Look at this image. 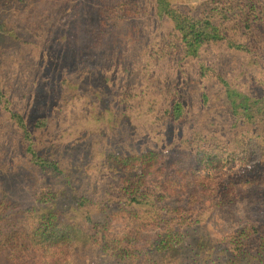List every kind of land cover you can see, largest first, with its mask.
Returning a JSON list of instances; mask_svg holds the SVG:
<instances>
[{
    "label": "rangeland",
    "instance_id": "obj_1",
    "mask_svg": "<svg viewBox=\"0 0 264 264\" xmlns=\"http://www.w3.org/2000/svg\"><path fill=\"white\" fill-rule=\"evenodd\" d=\"M40 1L45 3L41 11L66 4V0ZM167 1L193 18L208 9L207 1L218 2ZM67 2L68 13L80 4ZM82 3L78 25L89 35L100 28L102 14L118 18L106 29L107 44L94 46L79 31L78 42L69 45L51 21L43 29L50 37L55 33L60 42L54 47L47 43L44 49L36 46L30 54H26V37L18 41L0 34V77L9 90L7 106L0 100V200L5 203L3 211L7 209L1 228L29 225L31 213L52 210L57 222L70 226L72 232H92L94 225L112 216L107 221L109 240L131 236L132 249L124 244L132 252L130 259L107 256L101 243L89 242L67 254L68 264H227L241 256L258 260L264 255L257 246L264 247V202L240 206L230 221L219 226L210 220L195 229L183 226L184 239L166 250H139L137 239L143 235L151 241L159 229L140 227L132 216L135 211L122 203L110 204L112 195L106 192L110 156L161 151L173 157L187 135L227 139L232 123L229 100L218 84L197 81L198 66L191 58H148L158 36L174 26L169 16L158 12L157 0ZM121 6L124 11L118 9ZM259 47L264 51V41ZM198 54H203L206 66L219 69L248 94H264V87H255L264 84V71L248 56L207 46ZM23 62L29 65L25 74H21ZM175 100L184 107V117L177 122L167 114ZM18 115L24 117V124ZM36 157L56 162L61 173L41 171L33 163ZM99 200L108 201L109 207L101 209ZM252 226L256 229L248 231ZM6 262V256L0 255V264Z\"/></svg>",
    "mask_w": 264,
    "mask_h": 264
},
{
    "label": "trees",
    "instance_id": "obj_2",
    "mask_svg": "<svg viewBox=\"0 0 264 264\" xmlns=\"http://www.w3.org/2000/svg\"><path fill=\"white\" fill-rule=\"evenodd\" d=\"M207 3L208 9L197 18L174 14V26L158 36L148 58L189 57L198 66L197 81L221 86L229 100L231 136L222 139L215 135H187L181 141L179 153L173 157L161 151H148L109 158L111 177L106 192L112 195L110 204L122 203L135 211L131 213L140 227L159 229L151 241L143 239V235L137 239L141 243L139 250L145 253L180 244L184 239L183 226L195 229L209 220L219 226L230 221L240 206L264 202V94H248L219 69L206 66L203 54H198L206 46L224 47L248 56L264 71V51L259 47L264 41V0ZM117 20L115 16L102 14L100 28L87 40L94 46L107 44L110 36L104 29L114 26ZM260 86L264 84L259 82L255 87ZM183 112L181 101L175 100L167 114L177 122L184 117ZM18 121L24 124L25 119L18 115ZM33 163L43 172L61 173L54 161L36 157ZM99 201L101 209L109 207L108 201ZM4 204L0 200V255L6 256V264H68L67 254L89 242L101 243L103 253L110 257L123 260L132 255L124 245L132 249L130 235L109 240L107 221L112 216L94 225L93 233L70 231V226L57 222L52 210L35 216L31 213L29 225L2 229L7 211H3ZM255 229L252 226L248 231ZM245 232H241L243 237ZM249 246L245 248L247 255ZM257 246L264 251L261 244ZM26 257L28 262L24 263ZM247 258L234 257L227 264H264V255H259L258 260L255 256V260L247 261Z\"/></svg>",
    "mask_w": 264,
    "mask_h": 264
},
{
    "label": "flooded vegetation",
    "instance_id": "obj_3",
    "mask_svg": "<svg viewBox=\"0 0 264 264\" xmlns=\"http://www.w3.org/2000/svg\"><path fill=\"white\" fill-rule=\"evenodd\" d=\"M77 1L80 4H76L74 9L68 13L67 8L70 2L68 3L67 0L66 4H57L43 11L41 10L44 9L45 3H42L40 0H0V34L12 35L18 41L26 37L27 41L25 45L27 47L24 45L26 54H30L29 50H32L36 46H41L44 49L47 43H50L54 47L60 42V38L56 39L54 36L55 33L50 37L48 29H43L49 21L56 24L55 28L59 29L56 33H61L64 39L67 38L69 45L70 43L75 44L78 42L79 31L82 32V38L86 35L87 38H90L91 35L87 34L88 30L78 25L77 14L80 12L83 3L82 0H74L75 3ZM157 4L158 12L164 16H169L171 22H175L173 18L174 14L192 17L173 7L167 0H157ZM122 9L124 11V7ZM106 29L104 30L107 33ZM61 45H64V41ZM60 60L58 58V63ZM23 65L25 70L21 74H25V71L29 69L27 62H23ZM31 79L34 80L33 78ZM8 93V87L0 77V100L6 106L9 103L7 99ZM11 115L14 116L15 113Z\"/></svg>",
    "mask_w": 264,
    "mask_h": 264
}]
</instances>
